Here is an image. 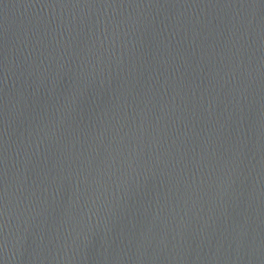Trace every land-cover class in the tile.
<instances>
[{
	"label": "water",
	"instance_id": "water-1",
	"mask_svg": "<svg viewBox=\"0 0 264 264\" xmlns=\"http://www.w3.org/2000/svg\"><path fill=\"white\" fill-rule=\"evenodd\" d=\"M0 264H264V0H0Z\"/></svg>",
	"mask_w": 264,
	"mask_h": 264
}]
</instances>
